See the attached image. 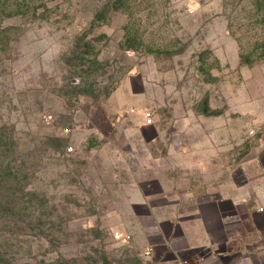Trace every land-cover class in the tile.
I'll use <instances>...</instances> for the list:
<instances>
[{
  "label": "rangeland",
  "instance_id": "obj_1",
  "mask_svg": "<svg viewBox=\"0 0 264 264\" xmlns=\"http://www.w3.org/2000/svg\"><path fill=\"white\" fill-rule=\"evenodd\" d=\"M260 109L264 0H0V264H149L138 192L225 179Z\"/></svg>",
  "mask_w": 264,
  "mask_h": 264
},
{
  "label": "crops",
  "instance_id": "obj_2",
  "mask_svg": "<svg viewBox=\"0 0 264 264\" xmlns=\"http://www.w3.org/2000/svg\"><path fill=\"white\" fill-rule=\"evenodd\" d=\"M259 124L263 143L240 166L227 163L225 179L173 175L162 186L138 192L133 214L153 220L149 264H264L263 109ZM210 166L220 169L215 161Z\"/></svg>",
  "mask_w": 264,
  "mask_h": 264
},
{
  "label": "built area",
  "instance_id": "obj_3",
  "mask_svg": "<svg viewBox=\"0 0 264 264\" xmlns=\"http://www.w3.org/2000/svg\"><path fill=\"white\" fill-rule=\"evenodd\" d=\"M145 119H146L147 123H150L151 119H150V114L149 113L145 114ZM148 254H149V252H145V255H148Z\"/></svg>",
  "mask_w": 264,
  "mask_h": 264
}]
</instances>
